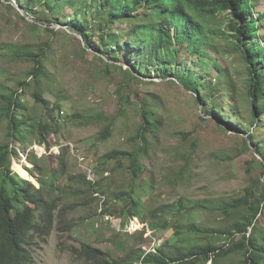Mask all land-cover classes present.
Segmentation results:
<instances>
[{
	"label": "rangeland",
	"instance_id": "rangeland-1",
	"mask_svg": "<svg viewBox=\"0 0 264 264\" xmlns=\"http://www.w3.org/2000/svg\"><path fill=\"white\" fill-rule=\"evenodd\" d=\"M37 1L34 7L26 0H0V95L17 92L24 104L17 116L34 128L48 126L43 136L46 144L35 131L22 146L19 140L8 138V119L3 118L0 144L18 152L12 158L13 172H24L40 197L58 203L50 235L34 234L32 264H89L78 257L83 243L112 258L138 248L150 252L163 245H190L196 238L201 246L211 242L231 247L232 240L218 233L208 239L181 240L173 225L165 228L161 224L168 220L177 226L196 224L218 232L238 220L244 210L228 217L220 210H211V204L182 214L166 209L163 213V207H179L185 199H238L247 188L259 192L264 184V166L260 164L264 161V115L259 114L256 121L252 118L250 76L237 48L263 47L264 27L255 28L256 35L244 46L230 28L233 17L229 11L210 14L205 19L214 30L212 43L218 45V60L197 59L184 49L173 69L166 71L133 56L122 44L116 50L110 44L102 47L92 34L89 44L70 23L75 8L49 13ZM77 6L91 5L85 2ZM260 11L264 5L258 0L252 18L258 20ZM57 17L63 21L57 22ZM134 25L135 21H120L115 28L121 34ZM23 46L43 52L50 76L39 85L31 75L34 63L13 55ZM180 72H186L188 86L179 81ZM198 77L202 80L200 93L190 87ZM208 78L213 83L207 86L204 82ZM39 87L55 110L52 119L34 99ZM205 95L212 96V101H206ZM142 102L160 124L156 133L146 135L147 153L140 158L144 174L137 178L121 153L145 148L137 136L142 129ZM4 107L0 99V115ZM232 108L235 121L225 118ZM21 149L36 156L37 165L29 163ZM61 161L66 162L65 170ZM131 196L138 202V217L123 215ZM36 214L39 217L38 211ZM38 224L42 225L39 220ZM257 227L260 231L250 229L248 236L264 235V207ZM245 255L243 250L218 259L217 264H243Z\"/></svg>",
	"mask_w": 264,
	"mask_h": 264
},
{
	"label": "trees",
	"instance_id": "trees-1",
	"mask_svg": "<svg viewBox=\"0 0 264 264\" xmlns=\"http://www.w3.org/2000/svg\"><path fill=\"white\" fill-rule=\"evenodd\" d=\"M261 1L264 5V0ZM26 2L34 7L38 3L37 0H26ZM85 2L91 6H77ZM39 3V6L46 8L49 13L55 9L64 12L67 7L75 8L74 17H70L72 20L70 23L76 25L75 31L83 36L89 44L90 34L98 37L102 47L107 48V45L110 44L116 50L122 44V47L129 48L126 51L133 56L140 57L148 64H155L161 70L166 71L170 67H174V63L179 60L180 53L184 49L193 53L197 59H206L212 63L218 60L220 54L218 45L212 43L214 30L206 20V16L210 14L229 11L233 17L230 28L235 33L236 41L243 43L244 46H247L249 43L247 41L256 35L255 28L264 27V11L259 12L258 20L253 19L251 15L256 9L258 0H39ZM19 4L21 5L20 2ZM77 17L81 18L78 20ZM55 19L57 22L63 21L60 17ZM63 19L68 21L65 17ZM120 21L126 23L135 21V25L128 32L120 34L115 28ZM123 40L124 42H122ZM206 47L211 49L206 50ZM237 48L242 52L247 64L250 76L248 93L252 104L251 115L256 121L259 114L264 115V46H259L257 50L248 48L246 51L239 45ZM13 55L17 60L34 63L31 75L36 77L38 85L41 79L50 76L49 70L44 65V56L41 50L34 51L29 46H23L17 48ZM185 76L186 72H180L178 79L188 86L184 81ZM201 81L200 77L196 78L190 87L200 93ZM204 83L208 86L213 81L208 78ZM37 89L39 90L33 94L34 99L46 109L47 115L52 119L55 110L51 107V102L44 99L41 88ZM20 97L21 95L17 92H5L0 95V99L5 103L0 121L3 118L8 119V138L19 140L21 145L25 146L28 143V136L35 135L36 131L42 138L40 140L46 144V139L43 136L47 132L48 126L38 124L34 128L28 124L27 119L17 116V111L24 109ZM204 98L206 101H212V96L205 95ZM217 109L224 113L222 107H217ZM234 112L235 109L232 108L230 115L227 114L225 118L235 121ZM140 116L142 129L137 136L139 139H143L145 148L121 153V156H125L129 160L131 170L137 178L144 174V166L141 164L140 158L147 153L145 151L148 145L146 135L152 136V133H156L160 124V121L154 116V112L143 102L141 103ZM231 127L235 129L233 126ZM257 145L258 148L263 147L261 142H258ZM21 151L26 153L29 163L37 165L36 156H31L25 149H21ZM15 155H18V152L11 149L10 145L0 144L2 175L0 185V264H32L34 234L50 235L58 203L55 200L47 201L40 197L36 186L29 181L24 172L17 171L18 174L13 172L12 158ZM260 164L264 166V161L262 160ZM61 167L65 170L66 162L61 161ZM27 171L31 176L34 175L31 169H27ZM5 184L10 190L5 187ZM130 200L131 203L124 209L123 215L138 217V202L133 200L132 196ZM207 204H211V210H220L228 217L241 210H244V214L238 220L219 228L218 232L196 224L177 226L168 220L162 222L161 226L167 228L173 225L176 236L181 240L186 237L192 238L194 241L193 237L208 239L212 233H218L232 240L231 247H217L211 242L201 246L196 243L199 239L196 238V241L190 242V245L187 243L163 245L150 252L138 248L131 250L123 257L112 258L103 250L83 243L78 250V257L89 264H207L208 262L217 264L220 258L246 250L243 264H264V235L260 237L248 236L250 229L254 233L260 231L257 227V217L263 212L264 184L261 185L259 192L255 188H247L243 197L229 201L185 199L179 207L164 206L163 213H165L164 209L173 214L186 213L196 208L204 210ZM37 211L39 217H37ZM38 220L42 225L38 224ZM151 226L159 227L158 225ZM237 236H241L239 241H235Z\"/></svg>",
	"mask_w": 264,
	"mask_h": 264
}]
</instances>
